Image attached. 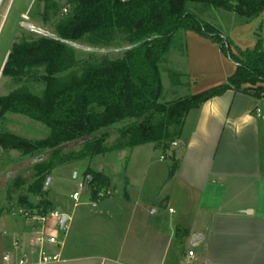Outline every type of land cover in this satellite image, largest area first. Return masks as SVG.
<instances>
[{"label": "crops", "instance_id": "crops-1", "mask_svg": "<svg viewBox=\"0 0 264 264\" xmlns=\"http://www.w3.org/2000/svg\"><path fill=\"white\" fill-rule=\"evenodd\" d=\"M219 9L193 7L243 50L264 40V12L243 20ZM184 34L189 94L227 82L237 65L217 43L193 31ZM179 139L181 150L172 149L178 161L172 177L170 167L150 171L155 161L135 156L140 146L111 151L104 164L94 160L105 154L81 161L77 181L92 169L108 178V188L97 202L90 188L65 208L54 186L48 200L68 221L60 232L57 221H50L49 232H58L63 245L46 248L60 260L40 263L35 253L28 264H264V97L229 89L191 110ZM124 149L125 155H115ZM21 217L0 213V264H19L30 255L40 224L25 217L20 222Z\"/></svg>", "mask_w": 264, "mask_h": 264}, {"label": "trees", "instance_id": "trees-1", "mask_svg": "<svg viewBox=\"0 0 264 264\" xmlns=\"http://www.w3.org/2000/svg\"><path fill=\"white\" fill-rule=\"evenodd\" d=\"M45 8L56 7L44 0ZM76 6L56 26L55 37H42L36 42L14 44L2 73L18 77L34 67H44L48 73L47 86L42 95L16 90L0 97V116L21 114L45 125L50 133L42 140L27 141L21 137L0 133V145L11 146L24 154L41 149H53L49 160L35 165L37 175L48 173L60 150L67 142L83 141L84 151L78 156L93 157L125 147L152 143L155 148L170 150L181 136L187 114L206 101L234 89L264 97V40L259 38L253 49L243 50L210 22L190 7L204 3L215 8L235 11L243 20L257 18L264 12V0H74ZM113 29L129 33L133 45L124 56L101 66H90L81 75L67 79L54 76L74 66V47L86 36L110 40L106 34ZM193 31L217 43L222 53L237 65L227 82L197 94H188L174 103L160 102L163 83L160 63L178 34ZM184 50L186 42L184 41ZM188 77V74H187ZM249 85L244 87V85ZM189 85L188 83L186 84ZM158 115L159 121L153 122ZM130 122L118 128L115 145H106L99 130ZM132 120V121H131ZM179 126L177 138L172 139L169 128ZM174 160V157H173ZM178 167L174 160L172 177ZM91 198L97 202L100 193L108 188V178L92 169ZM35 192L44 189L42 179L35 184ZM37 206L40 214L52 209L50 201Z\"/></svg>", "mask_w": 264, "mask_h": 264}, {"label": "rangeland", "instance_id": "rangeland-1", "mask_svg": "<svg viewBox=\"0 0 264 264\" xmlns=\"http://www.w3.org/2000/svg\"><path fill=\"white\" fill-rule=\"evenodd\" d=\"M51 1L56 7L50 9L45 8L44 0L2 1L0 6V69L6 52L8 50L11 51L14 44L36 42L42 37L56 36L55 31L59 21L62 17L69 15L76 6L74 0ZM189 6L198 8L208 5L197 2ZM220 9L221 11L230 10L224 7ZM23 12L24 15L22 16ZM25 24H32L38 30L32 31ZM106 37L110 40H102L99 37L89 40L90 37L86 36V38L74 42L73 45L71 44L74 47V66L62 72H57L54 76L60 79H67L74 74L81 75L90 66H101L122 58L124 53L133 46L129 40V33L120 29H113L106 34ZM184 41L186 42L185 34H178L176 42L170 45L168 52L160 63L163 83V93L160 100L162 103H174L189 94L188 86L186 85L188 77L186 48L184 50L183 47ZM47 76L48 73L44 67H34L18 77L6 76L1 71L0 97L16 90L42 95L48 83ZM160 119L161 115H158L152 123ZM127 122H130V120L123 121L107 129H101L96 134L105 135L106 145L108 147L113 146L119 137L118 128ZM168 131L172 136L171 138L176 139L179 126L173 125ZM0 133H8L27 141H34L47 138L50 130L30 117L16 113H6L0 116ZM150 144L152 143L141 145L135 156L141 158L150 157L155 161L150 171L158 167H162V169L170 167L171 170L174 162L172 149L176 148L175 151L178 150V152L181 150L180 139L173 144L170 142V150L163 148L154 149ZM58 149L60 152L53 168L44 175H37L36 163L49 160L53 149L45 148L24 154L19 149L0 145V213L6 212L10 215L15 213L18 216H22L19 220L20 222L24 217L22 212L27 211L30 216L36 215L39 213L36 207L41 206V208H44V205H41V201L49 199L48 196L53 192L54 186L58 188V195L61 201L65 203V208L73 207L75 200L72 199V194L75 191L80 192L81 199L87 195L90 185L86 182V179L83 180L84 186L80 188L79 181H77L79 178L76 179L74 177L78 172L79 163L90 158L89 155L83 158L78 157L84 151L83 141L77 140L63 143ZM108 153H105L106 157H99L94 162L104 164L112 156V154ZM125 154L126 151L124 149L117 151L115 155L122 156ZM162 155L165 156L164 160L160 159ZM94 164L98 166V163ZM55 176L59 177L55 180ZM50 178H52V181L48 184ZM39 179H42L44 189L41 192H35L34 187ZM121 193H124V191ZM174 206L177 205L174 204ZM60 208L64 210V207ZM58 231L60 232L61 230L59 229Z\"/></svg>", "mask_w": 264, "mask_h": 264}, {"label": "built area", "instance_id": "built-area-1", "mask_svg": "<svg viewBox=\"0 0 264 264\" xmlns=\"http://www.w3.org/2000/svg\"><path fill=\"white\" fill-rule=\"evenodd\" d=\"M165 156H161V160H164ZM80 188H82L84 186L83 182L79 183ZM100 195H102V193H100ZM80 197V192L79 191H75L72 194V199L75 200V202L77 203ZM23 216L27 219H32L35 222H38L40 224V226L35 230V233L33 235V237L30 240V244L32 246L31 251H30V255H25L24 257L19 259V264H28L31 261V256L35 253H37L38 257H39V262L40 263H49V262H57L60 260V254L59 253H52L50 251L47 250V245H56L58 247H61L63 245V239L61 238V236H58V230L60 229L61 231L63 229L60 228V221L62 219V217L64 215H67L64 212H61L57 209H51L49 211H47L45 214H40L37 213L36 215L30 216V214L25 211L22 212ZM68 216V215H67ZM51 220H55L57 221L56 224V229H57V234H51L49 232V223ZM14 247L18 248L20 247V241L16 240L14 242ZM188 255L190 257L194 256V251L190 250L188 252ZM11 254L7 253L4 256V259L8 260L10 258Z\"/></svg>", "mask_w": 264, "mask_h": 264}, {"label": "water", "instance_id": "water-1", "mask_svg": "<svg viewBox=\"0 0 264 264\" xmlns=\"http://www.w3.org/2000/svg\"><path fill=\"white\" fill-rule=\"evenodd\" d=\"M2 1L3 0H0V6H1V4H2ZM26 26H27V28L28 29H30V30H32V31H36V30H38L37 29V27L36 26H34V25H32V24H25ZM51 37H55L54 35H50ZM69 44H74L73 42H69V41H67ZM51 181H52V178H50L49 180H48V184H50L51 183ZM86 182L90 185L91 184V182H92V176H87V178H86ZM68 221V216L67 215H64L63 217H62V219H61V221H60V228L61 229H63L64 228V225H65V223ZM201 239V237L199 236V237H197V238H195L194 240H193V244L194 243H196L197 241H199Z\"/></svg>", "mask_w": 264, "mask_h": 264}]
</instances>
